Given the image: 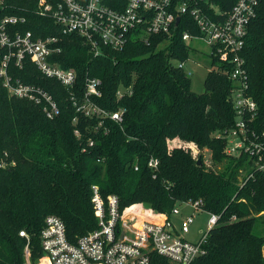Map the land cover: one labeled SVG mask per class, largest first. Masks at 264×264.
I'll return each instance as SVG.
<instances>
[{
	"label": "trees",
	"instance_id": "16d2710c",
	"mask_svg": "<svg viewBox=\"0 0 264 264\" xmlns=\"http://www.w3.org/2000/svg\"><path fill=\"white\" fill-rule=\"evenodd\" d=\"M236 1L203 4L213 16L209 3L228 11ZM38 2L0 0V21L24 17L9 25L11 33L57 37L63 49L57 60L77 71V84L67 88L44 76L29 57L21 67L10 64L12 78L41 85L57 100L60 113L48 118L39 105L10 95L0 76V164L5 163L0 165V264H27V245L32 262L44 256L41 231L50 214L64 221L71 242L95 230L94 186L105 200L118 197L123 217L140 215L152 222L171 218L184 202L201 201L205 212L221 216L207 252L190 264H264V177L257 174L242 184L250 170L248 156L228 155L225 140L212 137L234 124L233 81L211 58L218 68L210 69L204 91L197 93L180 65L191 52L183 33H199L193 18L182 14L171 34L131 39L120 50L105 46L95 55L81 35L64 34L53 17L41 14ZM103 2L116 6L118 0ZM3 55L0 48V65ZM242 55L249 94L264 120V0ZM88 76L101 79L102 95L92 100L107 114L87 116L76 109L72 95L84 99ZM121 88L126 90L118 96ZM117 111L121 117L114 120L110 114ZM152 158L156 168L149 166ZM152 259L167 263L157 253Z\"/></svg>",
	"mask_w": 264,
	"mask_h": 264
},
{
	"label": "built area",
	"instance_id": "2783aa9c",
	"mask_svg": "<svg viewBox=\"0 0 264 264\" xmlns=\"http://www.w3.org/2000/svg\"><path fill=\"white\" fill-rule=\"evenodd\" d=\"M205 0H118L116 6H109L103 0H58L49 3L39 0V11L53 17L64 34L77 33L95 55L103 53V47L123 49L131 39H144L150 34H171L179 25L182 14H189L199 29L198 34L183 33V39L204 40L211 48L210 58H217L221 68L233 81L232 105L235 112L234 124L230 128L216 130L212 137L225 140V152L234 157L248 156L250 170L246 172L242 184L257 174L264 177V120L258 115V104L249 94L248 75L245 58L242 55L249 26L257 15L260 0H237L228 11H222L209 3L213 16L205 9ZM177 17L180 21L176 24ZM24 17L6 16L0 21V48L4 51L0 65L3 84L12 96L24 98L39 105L48 118L60 113L54 96L43 86L25 83L12 78L9 67L14 61L23 66L26 57L35 64L46 77L56 79L67 88L77 84V71L65 68L57 60L63 49L57 37H35L32 31L11 33L9 25L24 22ZM185 68V62L180 64ZM217 66V65H216ZM218 68V66H217ZM102 81L88 76L84 99H72L78 111L87 116L107 114L92 97L102 95ZM126 89H119L121 96ZM120 112L110 114L114 120L120 119ZM79 134L78 130H75ZM93 142H91L92 144ZM2 166L5 163L0 164ZM149 166L156 168L158 160L152 158ZM93 203L97 212L98 227L71 242L68 239L64 221L55 214L45 219L41 231V246L44 251L40 264H153L152 254L167 258L164 264H190L207 252L206 243L210 231L218 223L220 216L209 214V229L196 242L184 237L194 222V215L182 218L177 229L171 218L158 222L144 219L140 215L123 217L119 209V199L109 195L105 200L97 186L93 187ZM197 211L205 212L201 201H188ZM179 206L173 214H180ZM233 218H236L235 216ZM25 235L24 231L20 232ZM27 264H31L30 249L25 248Z\"/></svg>",
	"mask_w": 264,
	"mask_h": 264
},
{
	"label": "rangeland",
	"instance_id": "374dc122",
	"mask_svg": "<svg viewBox=\"0 0 264 264\" xmlns=\"http://www.w3.org/2000/svg\"><path fill=\"white\" fill-rule=\"evenodd\" d=\"M191 46L190 58L185 62V68L191 71L189 75L191 78V88L197 93H201L205 88V77L211 68H216L213 66L210 58V46L202 39H193L189 41ZM205 156L209 157L210 150L204 151ZM180 214H173L171 217L172 222L177 229L180 228L181 220L183 217L188 215H194V222L191 224L189 232L184 235L186 239L192 242H196L202 236V233L209 229L208 219L209 214L206 212H199L189 205H180ZM41 256L35 262H30L31 264H40L42 260Z\"/></svg>",
	"mask_w": 264,
	"mask_h": 264
},
{
	"label": "water",
	"instance_id": "95a60500",
	"mask_svg": "<svg viewBox=\"0 0 264 264\" xmlns=\"http://www.w3.org/2000/svg\"><path fill=\"white\" fill-rule=\"evenodd\" d=\"M179 21H180V17H177L176 24H178ZM201 162H202V160H201V158H199L198 161H197V163L198 164H201Z\"/></svg>",
	"mask_w": 264,
	"mask_h": 264
},
{
	"label": "bare ground",
	"instance_id": "6f19581e",
	"mask_svg": "<svg viewBox=\"0 0 264 264\" xmlns=\"http://www.w3.org/2000/svg\"><path fill=\"white\" fill-rule=\"evenodd\" d=\"M126 218H128V219H129V218H130V216H126Z\"/></svg>",
	"mask_w": 264,
	"mask_h": 264
}]
</instances>
